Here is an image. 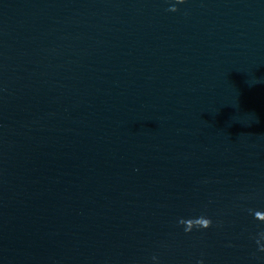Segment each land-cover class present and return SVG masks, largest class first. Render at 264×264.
Listing matches in <instances>:
<instances>
[{
    "label": "water",
    "instance_id": "95a60500",
    "mask_svg": "<svg viewBox=\"0 0 264 264\" xmlns=\"http://www.w3.org/2000/svg\"><path fill=\"white\" fill-rule=\"evenodd\" d=\"M0 264H264V0H0Z\"/></svg>",
    "mask_w": 264,
    "mask_h": 264
},
{
    "label": "clouds",
    "instance_id": "9594fccd",
    "mask_svg": "<svg viewBox=\"0 0 264 264\" xmlns=\"http://www.w3.org/2000/svg\"><path fill=\"white\" fill-rule=\"evenodd\" d=\"M179 3H184V0H179ZM169 10L175 12L178 9L175 6H173ZM197 220H198L197 228L206 229V228H209L211 226V224H212V221L210 219H208V218H205V217H199V218H197ZM191 230H192V226L191 225H188V226L185 227V231L186 232H190Z\"/></svg>",
    "mask_w": 264,
    "mask_h": 264
}]
</instances>
